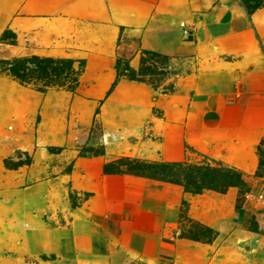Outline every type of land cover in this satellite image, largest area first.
<instances>
[{
  "label": "rangeland",
  "instance_id": "rangeland-1",
  "mask_svg": "<svg viewBox=\"0 0 264 264\" xmlns=\"http://www.w3.org/2000/svg\"><path fill=\"white\" fill-rule=\"evenodd\" d=\"M52 3L0 0V61L81 70L73 91L44 92L0 72V264L55 260L82 224L104 229L107 256L68 264H264V0H102L113 15ZM118 58L138 81L117 80ZM203 156L247 185L194 194L104 172Z\"/></svg>",
  "mask_w": 264,
  "mask_h": 264
},
{
  "label": "trees",
  "instance_id": "trees-1",
  "mask_svg": "<svg viewBox=\"0 0 264 264\" xmlns=\"http://www.w3.org/2000/svg\"><path fill=\"white\" fill-rule=\"evenodd\" d=\"M243 5L248 15H251L259 9L261 3L250 7L244 1ZM114 68L117 80L121 77H126L130 80L138 81L136 72L131 69L129 63L125 62L123 58L117 59ZM0 72L9 73L22 84H40L38 90L44 92L49 87L67 88L73 91L78 87L81 70L75 67V63L71 59L31 56L10 61H0ZM113 89L114 85L108 91L107 96ZM262 145H264V140L261 141L257 148L259 153H261ZM203 157L207 159V162L202 164H191L188 162L149 163L140 160H132L123 164V161H119L118 163L105 165L104 172L106 174H117L121 172L123 166L129 174L175 184L194 194H201L204 191L225 194L230 188L247 185V176L239 169L225 165L219 160ZM10 162L8 161V163ZM262 162L261 158L260 167ZM257 175L260 176V172ZM189 234H191L189 236L191 238L198 237L197 235L192 236L191 230Z\"/></svg>",
  "mask_w": 264,
  "mask_h": 264
},
{
  "label": "crops",
  "instance_id": "crops-1",
  "mask_svg": "<svg viewBox=\"0 0 264 264\" xmlns=\"http://www.w3.org/2000/svg\"><path fill=\"white\" fill-rule=\"evenodd\" d=\"M56 1V0H55ZM87 7L89 12H93L94 9L96 10L95 13L103 15V12L106 14H117V11H121V7L119 5L108 3L106 4L105 8H103L102 0H82ZM53 0H40V5L48 7L51 6L54 9H57L59 6H54L52 3ZM59 9V8H58ZM123 10V9H122ZM105 14V13H104ZM102 234L104 237V229L102 228H95L93 226H86V225H79L74 228L73 232L66 233V243L58 250L55 251L56 257L55 260L49 261H32V263H25V264H68L66 262L67 259L75 260L76 255L80 254H87L88 252L91 253L92 257H106L107 254H104L100 247V240L98 234ZM63 257L65 262H62L59 258ZM13 262H9L6 264H15V260L12 259ZM21 264V263H20Z\"/></svg>",
  "mask_w": 264,
  "mask_h": 264
}]
</instances>
